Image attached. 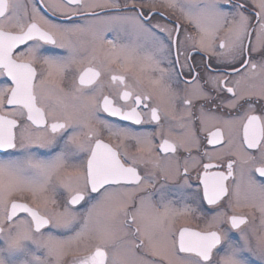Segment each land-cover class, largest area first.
Segmentation results:
<instances>
[{
	"label": "snow or ice",
	"instance_id": "obj_1",
	"mask_svg": "<svg viewBox=\"0 0 264 264\" xmlns=\"http://www.w3.org/2000/svg\"><path fill=\"white\" fill-rule=\"evenodd\" d=\"M0 79V264H264V0H0Z\"/></svg>",
	"mask_w": 264,
	"mask_h": 264
},
{
	"label": "flooded vegetation",
	"instance_id": "obj_2",
	"mask_svg": "<svg viewBox=\"0 0 264 264\" xmlns=\"http://www.w3.org/2000/svg\"><path fill=\"white\" fill-rule=\"evenodd\" d=\"M144 13L146 16H149L152 18L153 23H159L162 26H166V27H172L175 22H176V18L179 16V11H173V10H168L166 8H159L155 14H153V12L148 8V7H144L143 9ZM249 12H252V8H249ZM49 17V19H53L56 20V17H53L50 13H46ZM64 23H67V21H62ZM255 22V21H253ZM186 23V22H185ZM221 35L223 36L224 33H221ZM112 37V34L109 35V38ZM59 51V50H58ZM258 58V57H257ZM200 60V55L196 56V61L198 62ZM4 81L2 79H0V84H2ZM113 120H115L116 118H112ZM123 124H127L129 122H122ZM152 126L150 125H145L143 127V129L140 128V126H137L138 130H144V129H151ZM105 140L107 142V134H105ZM117 141L115 139H113L112 143H116ZM132 151H134V148L131 149ZM0 158H6L3 156V154H0ZM163 184V187H161L160 185H157V199L159 198V193L163 192L169 199H172L174 201L177 202V206H181L185 201L187 202H191V194L187 193L184 186H183V182L180 179H172V180H168L167 182H161ZM191 184L193 186V190H198V185L196 183L195 180V175H193ZM18 202H29V201H18ZM196 205H193V207H195ZM76 207H80V206H76ZM210 207L211 206H206V204H201L200 205V211L197 213V217H199L200 213H205L206 215L210 216L212 215V211H210ZM81 211H83V208H80ZM248 211V210H246ZM20 217H24L26 216V214L24 213H19L18 214ZM187 226L189 227H203V221L199 218H193L192 222L190 224H188ZM57 235H71V233H62L60 231H56ZM0 247H3V240L0 239ZM29 248H31L33 251H36L38 255H43V250H37L35 248L34 245L29 244L28 245ZM4 258L9 261V264H13V262H17L21 259H23L24 257L19 254H8L5 253L4 254Z\"/></svg>",
	"mask_w": 264,
	"mask_h": 264
}]
</instances>
